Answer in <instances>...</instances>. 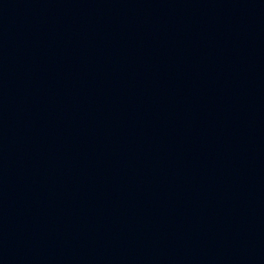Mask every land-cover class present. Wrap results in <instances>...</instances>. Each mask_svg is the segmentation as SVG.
Listing matches in <instances>:
<instances>
[{"label": "water", "instance_id": "1", "mask_svg": "<svg viewBox=\"0 0 264 264\" xmlns=\"http://www.w3.org/2000/svg\"><path fill=\"white\" fill-rule=\"evenodd\" d=\"M0 264H255L171 0H0Z\"/></svg>", "mask_w": 264, "mask_h": 264}]
</instances>
